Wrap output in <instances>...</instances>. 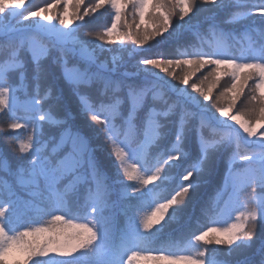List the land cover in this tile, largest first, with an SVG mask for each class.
I'll list each match as a JSON object with an SVG mask.
<instances>
[{
	"label": "snow or ice",
	"instance_id": "obj_1",
	"mask_svg": "<svg viewBox=\"0 0 264 264\" xmlns=\"http://www.w3.org/2000/svg\"><path fill=\"white\" fill-rule=\"evenodd\" d=\"M0 119V264H264V0H0Z\"/></svg>",
	"mask_w": 264,
	"mask_h": 264
},
{
	"label": "trees",
	"instance_id": "obj_2",
	"mask_svg": "<svg viewBox=\"0 0 264 264\" xmlns=\"http://www.w3.org/2000/svg\"><path fill=\"white\" fill-rule=\"evenodd\" d=\"M55 2H56V0H29V6L42 7L45 4H54ZM61 10L62 9L59 6H57L55 9L56 12H59ZM208 39L209 38L207 36L204 37L205 42H207ZM129 43H131V41H129ZM193 43L198 44L199 41H194V38L189 36V37H185V38L181 39L179 42H177L176 40L167 41V42L163 43L162 45L158 46V48L154 49V51H161V52L179 51V52H183L185 50H189ZM113 54L120 55V53L118 51L116 53H113ZM123 56H124V59L127 61V64L130 68L131 65L135 63L136 54L132 53V55H128L127 53H124ZM109 59H111V55H109ZM176 71L178 74H180L181 69H176ZM201 71H204V70L202 69ZM199 75H200V73H197V76H199ZM192 79L196 80V77H193ZM225 79H227V78L222 77L221 83H223V81ZM5 126L6 125L3 121V119H0V128H3ZM17 131H19V130H17ZM0 147H6L5 142H4V138L2 136H0ZM201 192H202V194L211 193V185H208V186L202 188ZM182 246L183 245H181V247ZM165 255H167V253H165Z\"/></svg>",
	"mask_w": 264,
	"mask_h": 264
}]
</instances>
